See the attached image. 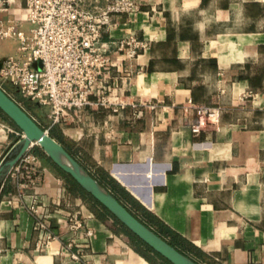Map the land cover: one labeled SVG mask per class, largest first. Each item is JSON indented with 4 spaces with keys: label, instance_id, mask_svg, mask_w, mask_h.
<instances>
[{
    "label": "crops",
    "instance_id": "crops-1",
    "mask_svg": "<svg viewBox=\"0 0 264 264\" xmlns=\"http://www.w3.org/2000/svg\"><path fill=\"white\" fill-rule=\"evenodd\" d=\"M135 1L138 9L112 14L101 36L110 63L95 89L106 86L118 111L88 105L58 128L90 170L104 169L200 249L202 264H264V0ZM6 5L0 20L20 26L24 0ZM131 36L147 46L127 56ZM2 54L0 45V66ZM197 106L218 115L194 133ZM19 132L0 109V264H150L33 147L37 183L19 187L8 165ZM33 204L53 235L45 246ZM73 215L82 221L75 231Z\"/></svg>",
    "mask_w": 264,
    "mask_h": 264
},
{
    "label": "built area",
    "instance_id": "built-area-1",
    "mask_svg": "<svg viewBox=\"0 0 264 264\" xmlns=\"http://www.w3.org/2000/svg\"><path fill=\"white\" fill-rule=\"evenodd\" d=\"M10 1L0 0V8L6 9ZM81 1L24 0L25 21L32 25L29 45L23 30L17 28L15 22L0 20V38L17 37L20 39L19 50L30 48L24 59L9 56L4 60L0 66V88L22 107V103L4 89L3 82L10 79L16 93L25 101L48 105L50 127L61 126L67 116L76 115L88 105L114 112L121 105L110 96L106 86L95 89L110 63L101 36L104 27L110 24L112 14L134 13L138 4L135 0H109L103 8L90 9L83 8ZM146 46L147 41L131 36L124 41L123 50L127 56H133ZM32 62H37V68H32ZM196 113L198 123L191 127L194 133L199 132L208 117L218 115L214 108L206 106H197ZM137 114L142 115V110L139 109ZM8 130L15 132L11 128ZM17 134L24 137L23 132ZM33 146L31 144L12 167V174L21 188L37 183L33 177L37 158L30 152ZM30 210L36 215L34 228L39 231L40 246L46 245L53 235L34 204ZM81 227L82 221L77 215L69 218V230ZM87 234L91 235V231ZM71 256L76 258L77 254Z\"/></svg>",
    "mask_w": 264,
    "mask_h": 264
},
{
    "label": "water",
    "instance_id": "water-1",
    "mask_svg": "<svg viewBox=\"0 0 264 264\" xmlns=\"http://www.w3.org/2000/svg\"><path fill=\"white\" fill-rule=\"evenodd\" d=\"M0 109L23 132L20 150L10 160L12 167L31 144L43 152L96 200L104 205L120 222L172 264H198L171 246L165 239L148 228L122 205L105 187L99 184L65 148L44 130L22 107L0 88ZM2 167H0V172Z\"/></svg>",
    "mask_w": 264,
    "mask_h": 264
},
{
    "label": "trees",
    "instance_id": "trees-1",
    "mask_svg": "<svg viewBox=\"0 0 264 264\" xmlns=\"http://www.w3.org/2000/svg\"><path fill=\"white\" fill-rule=\"evenodd\" d=\"M4 114V113H3ZM6 118V114H4ZM9 119V118H8ZM10 120V119H9ZM11 121V120H10ZM11 123L15 125L12 121ZM40 125V124H39ZM16 126V125H15ZM17 127V126H16ZM42 127V126H41ZM18 128V127H17ZM44 129V128H43ZM49 135L58 141L65 150L77 160V162L103 187H105L122 205H124L129 212H131L138 220L145 224L148 228L153 230L160 237L165 239L171 246L176 248L179 252L189 257L191 260L198 264H202L198 259L202 258V252L191 242L185 238L178 235L165 223H163L157 216L146 209L137 199H135L129 191H127L117 180H115L108 172L102 168L93 167V170L87 167L82 155L80 154V149L73 143L64 138L61 132L58 131L57 127L52 126L49 130ZM33 151L40 156L47 158L52 165L57 169V171L65 179L68 188L71 192L78 194L83 199L87 200L92 210L97 212L99 217L104 214L111 216L121 227L122 232L130 240L133 249L145 258L150 264H155L154 260L151 258L154 256L162 257L167 263H170L167 259L161 256L159 253L154 251L145 242H143L139 237H137L132 231H130L122 222H120L104 205H102L98 200H96L91 194L86 192L71 175L64 172L56 164H54L51 159L43 152V150L38 146H33ZM80 155V157H79ZM100 209V210H99ZM104 213V214H103Z\"/></svg>",
    "mask_w": 264,
    "mask_h": 264
},
{
    "label": "rangeland",
    "instance_id": "rangeland-1",
    "mask_svg": "<svg viewBox=\"0 0 264 264\" xmlns=\"http://www.w3.org/2000/svg\"><path fill=\"white\" fill-rule=\"evenodd\" d=\"M31 26L32 25L30 23H28L27 21L24 20L20 24V26L17 27V28H20L21 30H23L25 37H26V42L28 43V45L30 44V37H31L30 28H31ZM0 45L2 46L3 51H4V54H2V57H5V58H7L9 56H15L17 58L24 59L30 51V48L27 50H19L18 49V46L20 45V39H18L17 37L2 38V39H0ZM31 66H32V68H37V62H32ZM3 86H4V89L8 93H11V96H13L16 101L22 103V108L28 114H30L33 118H35V120L40 124V126H42V128H44V130H49L51 128L50 127L51 120L49 118L50 107L48 105H42V104L38 103V101H30V100L25 101L22 97H20L16 93V88L12 85L10 79L4 81ZM54 127L58 128L57 125H55ZM58 131L61 132L59 128H58ZM64 138L66 140L70 141L69 138H67L65 136H64ZM70 142H72V141H70ZM34 146H36V145L34 144ZM79 157H80V155H79ZM43 246H45V245H43Z\"/></svg>",
    "mask_w": 264,
    "mask_h": 264
}]
</instances>
